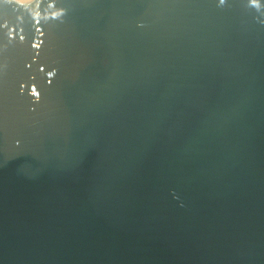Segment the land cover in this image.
I'll list each match as a JSON object with an SVG mask.
<instances>
[{"label":"water","instance_id":"water-1","mask_svg":"<svg viewBox=\"0 0 264 264\" xmlns=\"http://www.w3.org/2000/svg\"><path fill=\"white\" fill-rule=\"evenodd\" d=\"M0 264H264V0H0Z\"/></svg>","mask_w":264,"mask_h":264}]
</instances>
